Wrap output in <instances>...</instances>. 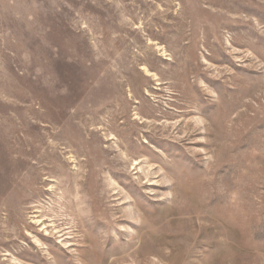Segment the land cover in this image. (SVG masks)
Wrapping results in <instances>:
<instances>
[{"label":"rangeland","instance_id":"374dc122","mask_svg":"<svg viewBox=\"0 0 264 264\" xmlns=\"http://www.w3.org/2000/svg\"><path fill=\"white\" fill-rule=\"evenodd\" d=\"M0 264H264V0H0Z\"/></svg>","mask_w":264,"mask_h":264},{"label":"bare ground","instance_id":"6f19581e","mask_svg":"<svg viewBox=\"0 0 264 264\" xmlns=\"http://www.w3.org/2000/svg\"><path fill=\"white\" fill-rule=\"evenodd\" d=\"M146 72V71H145ZM148 73V72H147ZM135 165H137V163H135ZM140 170V169H139ZM142 171V170H141ZM83 182V181H82ZM79 183V182H78ZM80 192V191H79ZM79 194V193H78ZM79 196V195H78ZM83 196V195H82ZM82 198V197H81ZM82 200V199H81ZM84 201V200H83ZM78 202V201H77ZM79 204V203H78ZM80 206V205H79ZM78 206V207H79ZM80 210V209H79ZM43 228V227H42ZM58 230V229H57ZM60 232V231H59ZM67 234V233H66ZM63 236H65V235H63ZM60 237V236H59Z\"/></svg>","mask_w":264,"mask_h":264}]
</instances>
